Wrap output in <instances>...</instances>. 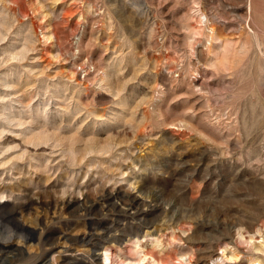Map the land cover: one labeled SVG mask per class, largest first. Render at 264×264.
I'll return each instance as SVG.
<instances>
[{
    "label": "rangeland",
    "instance_id": "obj_1",
    "mask_svg": "<svg viewBox=\"0 0 264 264\" xmlns=\"http://www.w3.org/2000/svg\"><path fill=\"white\" fill-rule=\"evenodd\" d=\"M0 193V264H264V0H0Z\"/></svg>",
    "mask_w": 264,
    "mask_h": 264
},
{
    "label": "bare ground",
    "instance_id": "obj_2",
    "mask_svg": "<svg viewBox=\"0 0 264 264\" xmlns=\"http://www.w3.org/2000/svg\"><path fill=\"white\" fill-rule=\"evenodd\" d=\"M207 13V12H206ZM204 15V14H203ZM202 17V16H201ZM212 17V15H211ZM213 18V17H212ZM202 19V18H201ZM210 19V18H209ZM214 21V20H213ZM216 21V19H215ZM220 21V20H219ZM212 26V25H211ZM212 29V28H211ZM215 31V30H214ZM212 31V32H214ZM213 35V34H211ZM214 36V35H213ZM225 42V41H224ZM216 45V44H215ZM223 45V44H222ZM219 48V47H218ZM223 49V48H222ZM91 67V66H90ZM88 69V68H87ZM88 70L85 72L87 73ZM48 136V135H47ZM41 140V139H40ZM37 142V141H36ZM44 142V141H42ZM41 144V143H40ZM35 145V144H34ZM39 145V144H38ZM44 150V149H43ZM51 152V151H50ZM111 187V186H110ZM114 188L113 189H108L106 188V186H102V190L100 193V198H89L88 195L85 194H80V196L75 197L73 195V192H68V191H64L62 193L61 196L57 197V198H52L49 202L46 203V205L48 206L49 209H53V217L51 218V220H56V219H60L61 216L63 215H67V216H71L73 215L77 210L79 211H84V213L86 215L91 213V210L97 205L99 207V205L101 204V208L104 209V203L110 204L111 207L117 208L118 209V215L115 216V218H119V216H126V217H133L136 218L140 215L144 216L145 214H143L144 210H141V204H143L144 202H140L139 197L138 196H134L132 197L130 200H126L124 199L125 196L120 194H117V191ZM77 194V193H76ZM10 196V195H9ZM8 197V195H4V193H0V211L1 210H9L8 214H18L19 211L24 208V210H30V206L32 204H35V200L39 201L40 197H37L36 199L31 200L30 203H22V202H15L12 201L11 206L9 208H7L8 206L6 205H2L3 204V198ZM80 197H82L80 199ZM118 197V201H113L114 199H116ZM102 200L104 201V203H99V201ZM78 206V207H76ZM146 207V206H145ZM76 208V209H75ZM97 208V207H96ZM153 209L156 208L155 206L152 207ZM75 209V211H73ZM115 219V220H116ZM54 229V228H53ZM47 230V228L45 227L44 223H41V227H40V234H43V231ZM48 234V233H47ZM49 235V234H48ZM54 235H56V237H54V240H58L59 237L65 238L66 234L65 233H60L59 231H55ZM41 237V235H40ZM100 237H102L101 235H99V233H92V232H88L86 235H84L80 241L82 242H88L91 246V249L93 251L92 253V261H88L85 264H93L94 261L98 260L99 258L104 259V261H107V264H113L115 262L114 259V253L113 250L110 248V246L105 245L102 248L101 245V241H100ZM107 238V237H106ZM104 239V238H103ZM109 239V238H108ZM71 240V239H70ZM75 240V239H73ZM48 241V240H47ZM133 242V241H132ZM103 244V243H102ZM100 248H102V252L101 253H97V250ZM220 247V246H219ZM0 249L4 250V246L0 243ZM52 249H49V252H51ZM65 252H68L69 250L65 249ZM129 251V250H128ZM210 253V252H209ZM212 253V252H211ZM47 254V253H46ZM49 254V253H48ZM47 254V255H48ZM216 254L218 253H214L212 256H216ZM116 257V256H115ZM210 257V256H209ZM75 258V256H74ZM221 258V257H220ZM223 258H226V256H223ZM68 259V258H67ZM182 259V258H181ZM184 259V258H183ZM211 259V258H209ZM217 259V257H215V260ZM63 260V259H62ZM75 260V259H74ZM117 260V258H116ZM144 258L141 259V261H143ZM218 260V259H217ZM76 261V260H75ZM185 261V259H184ZM187 261V260H186ZM69 262V261H68ZM71 262V261H70ZM79 262V261H78ZM116 263V262H115ZM122 263H124L122 261ZM121 264V263H120ZM125 264H139L134 262V261H127ZM213 264H216L215 262Z\"/></svg>",
    "mask_w": 264,
    "mask_h": 264
}]
</instances>
